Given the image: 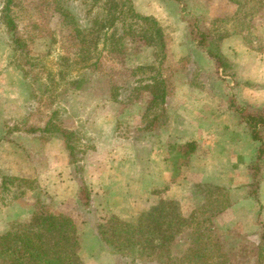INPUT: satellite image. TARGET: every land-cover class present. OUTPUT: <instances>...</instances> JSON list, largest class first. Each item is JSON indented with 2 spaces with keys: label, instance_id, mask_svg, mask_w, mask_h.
Listing matches in <instances>:
<instances>
[{
  "label": "rangeland",
  "instance_id": "374dc122",
  "mask_svg": "<svg viewBox=\"0 0 264 264\" xmlns=\"http://www.w3.org/2000/svg\"><path fill=\"white\" fill-rule=\"evenodd\" d=\"M105 1L13 0L11 14L17 24L16 33L23 40L21 48L14 43L4 20L7 0H0V199L10 203L17 199L30 201V207L36 205L34 212L45 206L71 215L78 224L81 257L87 264L93 254L107 264H154L133 261L130 254L117 252L101 237L99 225L112 215L136 221L164 199L160 189L169 185L168 178L172 182L187 178L192 181L190 166L197 167L193 161L202 163L207 151L201 146L199 150L197 142L193 154L181 157L177 146L168 143L172 170L168 177L162 175L166 178L164 184L157 173L159 181L152 183L151 192L146 173L160 166L158 159L155 166L151 165L155 162L150 154L160 149L157 140L175 116L160 103L150 107V92L144 86L157 76L167 82L171 95L176 88L188 90L182 98H196L192 117L207 121L209 134H224V122L217 119L219 112L224 116L227 106H233L238 120L236 106L264 110V0H131L134 10L142 15H150L146 13L155 5L165 14L156 18L164 30L165 50L160 52L141 38L147 24L126 9L116 27L108 30V34L116 32V48L111 50L101 40L98 50L84 59L75 28L93 26ZM193 16L202 30L213 34L210 42L225 57V66L197 46L188 22ZM220 35H224L222 40ZM191 128L197 135L198 129ZM189 130H183L182 136L180 133L184 143L189 139ZM53 137L63 141L69 158L62 159L57 153L59 165L49 175L52 179L48 191L43 180L47 174L38 163L45 166L40 152L45 141ZM220 141L212 145L215 149L210 156L212 166L218 169L225 161L232 163L224 157L223 137ZM196 155L199 157L194 159ZM257 161L248 162L251 175L257 171ZM111 163L115 172L108 177L106 166ZM102 167L101 180L96 179ZM260 174L261 170L244 189L238 185L234 195L229 190L230 199L257 193ZM195 177L208 179L213 175L196 172ZM106 181L108 201L100 195ZM208 184L198 183V192H188L183 203L176 200L186 216L203 205L216 186ZM85 196L87 204L83 203ZM216 229L224 251L235 264L264 262V240L245 237L238 227ZM190 232L178 239L175 250L179 254L186 250ZM257 232L264 233L262 225Z\"/></svg>",
  "mask_w": 264,
  "mask_h": 264
},
{
  "label": "trees",
  "instance_id": "16d2710c",
  "mask_svg": "<svg viewBox=\"0 0 264 264\" xmlns=\"http://www.w3.org/2000/svg\"><path fill=\"white\" fill-rule=\"evenodd\" d=\"M12 4L13 0H7L4 20L13 33L14 43L22 48L23 40L16 33L17 24L11 14ZM126 9L147 24L141 38L148 45L160 48V52L165 50L164 30L155 17L136 12L131 0H106L93 26L88 29L75 28L84 59L85 56L90 58L98 50L101 40L109 44L111 50L116 48V32L108 34V30L116 27ZM188 22L197 46L221 66H225V57L220 51L214 50L210 42L214 38L213 34L199 27L196 16L191 17ZM223 38L224 35L219 36L220 40ZM150 80L151 83L144 86L150 92V107L160 103L164 108L167 82L157 76ZM235 109L241 121L248 125L253 139L261 141L264 110H246L241 106H236ZM177 148L181 157H188L197 149V142L187 141L177 145ZM83 203H88L86 196ZM230 206L229 188L217 185L209 191L203 205L194 209L189 216L183 213L178 201L161 199L134 222L112 215L99 225L98 230L107 244L117 252L130 254L133 261L142 260L154 264H235L224 251L221 236L214 223V218ZM188 230H191L188 246L179 254L175 246L178 245L180 236ZM262 239L264 240V234ZM80 249L76 220L65 212L45 206L39 207L27 219L14 221L7 232L0 234V264H83Z\"/></svg>",
  "mask_w": 264,
  "mask_h": 264
},
{
  "label": "crops",
  "instance_id": "0c3cea01",
  "mask_svg": "<svg viewBox=\"0 0 264 264\" xmlns=\"http://www.w3.org/2000/svg\"><path fill=\"white\" fill-rule=\"evenodd\" d=\"M157 4V3H156ZM146 14H150L155 16V18L161 19L165 17V14L161 12L158 8L155 7L152 8V10L148 11ZM185 91H188L186 89H175V93L173 95L169 94L167 92L166 95V101H165V109L167 107L170 109V114L173 113L175 116V120H170L169 124L166 125L165 129L162 130L161 136L158 138L157 141H160V149H156L150 154L153 157L151 161L154 160L155 163L151 162L152 166H155L157 163L155 159L159 160V168L160 169H152L150 172H147V185L150 183V190L152 192L153 185L152 183H156L159 181V176L157 178V173H160L162 175L170 174V171L172 170V166L168 161V151L167 146L169 147L168 143L173 144L174 146L178 144L184 143L182 139L179 137L182 136L183 130L190 128L188 131L189 139L187 141L195 140L198 142L199 150L200 146L206 149L207 154L204 155L203 162H194L192 165H197V167H191L190 170L191 174L194 176V179L190 181L188 178L186 180H178L172 182L171 178L167 179V183L169 185H165V190L160 189V193L162 194L164 199L169 200H179L181 203H183V197L185 199L187 193L193 194V192H198L197 190V184L198 183H205L208 181V185H220V186H226L231 190V194L234 195V193H237L239 189H235L238 187V185L242 186L244 189L247 187V184H250V181L254 179L257 175H259L260 170L261 174L259 180H257V193H246V195L241 196L240 198L234 197L231 199V206L227 208L225 211L220 213L217 217L214 218V223L217 227L228 229L231 228H241L243 232H245V237H252L254 239H262V236L264 233L259 235L257 231L259 230V225H262L264 228V130L262 132V140H255L252 137L251 131L248 127V125L241 121L239 114L237 113V116L239 117V120L236 119L235 113L232 111L231 108L233 106L225 107L224 110V116L229 117L228 119H222L223 112H219L220 117L217 119L219 123H223V130L224 134H220L218 131L214 132L213 134H209L208 128L210 127V124L205 120H197L194 119L193 113L195 114L196 110H192L191 107H194L197 105L196 98L195 97H189L188 100L183 99V95L185 94ZM184 102H187L184 104ZM192 104V105H188ZM203 107V105H201ZM234 109V108H233ZM193 111V112H192ZM165 112V111H164ZM166 115V113H165ZM181 118V120H179ZM167 122V121H166ZM216 122V121H215ZM194 125V126H193ZM191 127L197 128V135L192 134L193 129ZM168 130H172L170 134L167 133ZM220 131V130H219ZM181 133V136H180ZM223 137V145L225 154L224 157L230 162H226L222 166V169H218V166L211 164L212 158L210 156L212 155L211 151H214L213 144H216V142H221ZM218 149H222L221 146H217ZM204 150V149H203ZM263 150V151H262ZM59 151V152H58ZM42 155L44 156V159L46 162L45 166L42 165V163H38L40 167L44 170L43 173L47 174L45 175V178L43 179L46 182V185L49 186L52 179V176H49L54 173V169L58 168V165L56 164L58 157L62 159H68L69 153L66 150L65 145L63 144V141L60 138H51L48 141H45L44 147L41 150ZM59 153V156L58 154ZM198 153V151H197ZM195 153V154H197ZM199 155H196L194 159H197ZM258 160L257 165V171L251 175L249 173V170L247 169V165L249 160ZM108 160V159H106ZM113 162V161H112ZM37 163V162H36ZM108 163L109 160H108ZM153 163V164H152ZM204 166L203 168L199 165ZM108 168L106 166L107 176L113 175L115 172L114 165L108 164ZM150 165V164H149ZM261 166L262 169H261ZM200 167L202 170H200ZM228 171H227V168ZM189 170V171H190ZM103 167L99 168V172H97L96 179H100L99 176L103 174ZM189 171L186 173L188 175ZM208 175L212 176V178H200L197 179L195 177L196 172L199 174L203 172ZM162 184L166 182V178L162 176ZM99 181V180H98ZM165 181V182H164ZM112 181L110 180V183ZM211 182V183H210ZM1 185V182H0ZM109 185V182H108ZM197 185V186H196ZM107 181L103 182V186H101L100 195L101 197L108 201V195L106 193V187ZM106 187V188H105ZM47 188V187H46ZM233 191V192H232ZM51 192V191H50ZM53 194V192H51ZM93 196V194H91ZM161 196V197H162ZM26 199L32 198V196H25ZM24 198V199H25ZM194 201V200H193ZM192 201V202H193ZM25 202V203H23ZM29 205H32V202H27L23 199H17L13 201L12 203L7 202L5 200L0 199V234H3L7 232L10 228V223L13 221H16V219H27L28 216H31L34 212L36 205L33 204L32 207ZM153 204H151L149 207H151ZM195 206V205H194ZM109 207H111L109 205ZM108 207V209H109ZM115 208V207H114ZM113 210V208H112ZM22 216V217H21ZM255 233H258L255 234ZM97 233L93 235V237H96ZM256 235V236H255ZM92 237V235H90ZM80 239V234H79ZM82 248V244H81ZM84 248V247H83ZM82 250V249H81ZM80 250V253H81ZM92 256V255H89ZM89 264H107L105 261H100L96 255L93 254V257L88 258ZM83 264H87L85 259L82 258ZM261 264H264L261 263Z\"/></svg>",
  "mask_w": 264,
  "mask_h": 264
}]
</instances>
